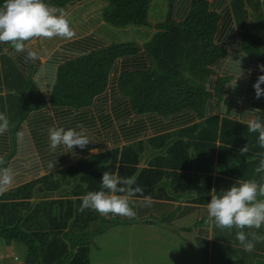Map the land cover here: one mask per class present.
<instances>
[{
    "label": "trees",
    "instance_id": "trees-1",
    "mask_svg": "<svg viewBox=\"0 0 264 264\" xmlns=\"http://www.w3.org/2000/svg\"><path fill=\"white\" fill-rule=\"evenodd\" d=\"M80 1L0 0V84L7 86L11 91L8 97L13 98L9 121L17 124L30 110L46 102L32 78L23 75L3 47L21 48L41 31L44 23L63 15L69 5ZM101 1L104 4L100 17L108 25L122 30L151 26L152 0ZM17 17L20 33L13 29ZM218 19L208 0H192L183 21L167 18L154 24L160 29L143 46L133 40L109 42L60 65L48 99L52 105L74 108L90 105L105 90L109 73L120 59L128 68L120 72L118 86L129 98L133 112L166 117L186 109L201 121L175 132L98 151L58 169L55 176L46 174L0 193V243L5 250L16 242L21 243L25 248L22 264H89V237L126 221L117 214L110 218L101 214L102 195L125 196L122 204L130 197L142 198L143 202L133 200L131 212H135V205L142 207V204L146 207L141 209L139 219L144 217L142 211H146L151 218L162 213L163 220L182 215L188 207L165 211L166 203L147 200L187 195L191 203L205 205L211 201L216 206L212 210L202 208L205 215L196 226V229L201 227L200 234L195 232V239L206 264H264V222L258 220H264V195L260 189L245 184L234 187L223 179L212 189L210 176L206 182H200L198 158L189 156L190 147L194 146L192 153L205 155L208 164L204 168L209 172L218 129L221 140L227 141L228 137L234 143L241 138L237 129L242 124L216 114L205 116L209 97L219 98L225 81L218 79L211 92L206 89L211 65L225 54L213 40ZM261 28V24L255 25L245 33V45L256 55H259ZM228 122L234 127L227 129ZM14 126L10 124L8 128L12 141ZM4 147V133L0 132V150ZM145 154L149 155L148 164L140 167ZM6 159L0 161V167ZM180 168L185 171H179ZM189 169L197 173L190 176ZM73 178L77 181L72 182ZM71 182L70 190L64 195L50 197ZM36 193L43 197L33 202L31 198ZM246 214L254 215L256 220H248ZM13 263L20 264L19 260Z\"/></svg>",
    "mask_w": 264,
    "mask_h": 264
},
{
    "label": "crops",
    "instance_id": "crops-1",
    "mask_svg": "<svg viewBox=\"0 0 264 264\" xmlns=\"http://www.w3.org/2000/svg\"><path fill=\"white\" fill-rule=\"evenodd\" d=\"M98 1L103 6L104 3L101 0ZM191 1L172 0L171 4H168L166 0H152L149 13L151 27H127L126 29L130 30L132 35L126 37V29L115 28L104 22L100 17L101 9L96 11L97 14L96 12L93 14V18L90 17L86 10L91 4L95 9V1L86 0L78 6L81 7L78 9V17L80 18L74 30L69 27L66 34L47 36V39L42 34L39 39L34 37L23 44L21 48L13 50L6 46L3 47L4 51L11 54L23 75L32 78L35 87L43 95L46 103L40 108L30 110L24 119L19 120L16 124V121L8 120L14 107L12 105L13 98L8 97L10 90H7V86H4L3 83L0 84V95L3 97L0 101V113H3L0 132L4 133L5 141V147L0 150V161L8 157L0 167V193L46 174L55 176L58 169L98 151L115 146L121 147L165 132H175L180 128L201 121V118L186 109L183 110V113L166 117L133 112L129 98L121 92L118 86L120 72L128 68V64L124 65L123 60L120 59L109 73L105 90L96 95L90 105L74 108L52 105L48 101L60 65L92 51L97 45H106L109 42L133 40L138 45L143 46V43L160 29L154 27V24L167 18H171L175 22L183 21L188 15ZM208 3L210 9L219 16L213 40L225 50V54L211 65V74L205 86L211 92L218 79L225 81L220 87L219 98L209 97L205 106V116L216 114L242 124L240 129H237L241 138L239 142L235 141L234 143L228 137H226L227 141L221 140L220 129H218L209 172L204 168L208 164L205 155L192 153L194 146L190 147L189 152L191 156L194 155L200 161L198 172L201 175V183L206 182L210 176L212 189L217 181L223 179L227 181V184L234 187L240 188L242 184L257 186L261 194L264 195V0H208ZM78 7H73L64 15L73 17L72 14ZM85 18L86 23L80 24ZM75 20L70 21L75 22ZM260 24L262 28L258 48L259 55H256L246 47L245 33L252 26ZM53 25L58 26V23H53ZM54 26L52 29L55 32L58 28L56 29ZM105 29H108L110 35L114 36L111 40L105 37ZM143 58L146 57L143 56ZM8 122L9 124H7ZM228 123L226 124L227 129L232 125L234 127L233 123ZM10 124H15L14 127H16L14 141H12L13 136L10 129L8 131ZM184 138L188 139L186 136ZM199 139L203 140V138ZM148 160L149 155L146 154L140 159L139 166H147ZM179 171L185 170L180 168ZM195 172V169L187 171L190 176L194 175ZM71 186L72 183L69 184V189L66 192L70 190ZM64 194L65 192L53 193L50 197L57 198ZM104 196L109 197L110 200L107 208L101 206V214L110 218L111 215L109 214H112L111 212L122 204L125 196L110 193L102 195L100 201ZM42 197L43 195L40 193L31 198V201L34 202ZM189 198L188 196H185V199L170 197V199H149L147 201L164 202L168 209L187 206L188 208H184L185 213L167 220L170 222L174 219L175 223H179L183 227H185L184 223L178 220L192 214H199V210L190 214L189 208L198 207L209 210L216 208L211 201L205 205L195 204L189 202ZM130 199L131 201H144L139 197H130ZM113 202L116 205L112 209ZM141 206L143 210L146 207H143L142 204ZM166 208L165 211H167ZM217 208L221 207L217 206ZM142 212H144V217L138 221L146 225L147 233L139 238L133 237V234H128V239L125 238L128 243L122 248L118 247L113 254L120 257L129 254L130 260L132 253L142 251L139 247L137 249L132 247L137 243L138 246L144 247L146 252L149 251L151 256L153 254L162 255L170 251L168 250L169 241L165 239L166 236L161 229L153 227L152 224L163 221L161 219L163 214L158 213L157 221H152L150 220L152 215L146 211ZM247 216L248 220H256L254 215L248 214ZM258 220L264 222L262 218H258ZM132 222L133 220L126 219L123 224L131 226ZM193 223L195 224V222ZM110 226L112 227V225ZM133 226H131L132 230H134ZM187 228L185 229L191 230ZM185 229L181 232L184 239L188 236ZM117 230L120 231V228ZM105 231L94 236V238L96 237V247L93 250L91 247L89 248V264H96L98 260L94 261V259L104 256L101 253L97 257V252L101 250V246H105V250H101L104 254L107 250L106 239H104V244L98 242L97 239ZM195 232L196 227L193 230L194 235ZM147 235L149 236L145 241ZM170 236L171 234H167L168 238ZM152 240L158 242L154 244L159 246V249L154 244L151 245ZM119 241L120 238L116 240L117 244ZM17 251L18 246L15 244L5 250L0 243V256L3 255L0 257V264H14L13 260H19Z\"/></svg>",
    "mask_w": 264,
    "mask_h": 264
},
{
    "label": "rangeland",
    "instance_id": "rangeland-1",
    "mask_svg": "<svg viewBox=\"0 0 264 264\" xmlns=\"http://www.w3.org/2000/svg\"><path fill=\"white\" fill-rule=\"evenodd\" d=\"M82 1H86V0H82ZM82 1L73 3V5L72 4L69 5L66 12L70 11L73 7L80 6ZM88 1H90V0H88ZM94 1H95L94 2L95 9L93 8V4H91L90 7H88V9L86 10V13H88L90 15V17L94 16L93 14H95V12L97 10H100L102 7V4L100 3V1H98V0H94ZM80 8L81 7H78L75 10V13L72 14L73 17L65 16L66 15L65 14L66 12H65L64 13L65 15L64 14L60 15V16L58 15L55 17L54 20L47 21L46 23H44L43 28L35 36V38L39 39L42 34L45 35L46 39H47V36H56V35L66 34L67 31H69V27L74 30V27L77 26L79 23L78 21H79L80 17H78V15H79L78 9H80ZM96 14H97V12H96ZM20 15H23V12L20 13L18 16L21 17ZM42 15H44V14H42ZM19 17H17V21L14 22L13 29H16L15 31L16 32L19 31V33H20L21 30L19 28V20H18ZM44 17H45V15H44ZM85 17L88 18L87 16H85ZM86 18L84 21H81L80 24H85ZM40 19H41V21H43V16H41ZM72 19H73V21L76 19L75 22H71L70 20H72ZM53 23H58V26H54ZM151 25H152V23H151ZM17 26H18V29L16 28ZM52 26H54L56 29L58 28L57 31L54 32L52 29ZM148 27H151V26H148ZM105 30H106V34H107V35L105 34V37H107L109 40H111L114 36L112 34L110 35V32L108 29H105ZM46 32H47V35H46ZM111 33H113V32H111ZM124 34H125V32H124ZM131 35H132V32L130 30L126 29V37L131 36ZM117 36H115V37H117ZM123 36H125V35H123ZM149 151H151V150H149ZM144 156H146V154ZM189 156H191L190 152H189ZM199 163H200V161H198L197 164L199 165ZM76 181H77V179L75 180V178H74L72 182H76ZM68 189H69V186H67V185L62 186L58 191L54 192V194L64 193ZM35 195L38 196L39 194L36 193ZM185 196H187V195H182L178 198L179 199H185ZM109 200H110V198L107 196L102 197L101 204H102L103 208L108 207ZM127 201L128 202H125V201L123 202L122 206L120 207L121 211L117 210L119 207L118 206L117 209L112 211L111 212L112 214H109V215H112V217H113V215L117 214V216L120 217L121 219L133 220V222L131 223V226L134 225L133 226L134 230L131 229V226L124 225L123 223L113 224L112 227L110 226L111 228L106 227V229H105L106 231L104 230L105 232L100 234L97 239H98V242H101L102 244H104V239H106L107 250L104 254L103 251L105 250V246L104 245L101 246V250H103V251H101V250L98 251L97 257H99L101 253L104 256L102 258L94 259V261L98 260V262L96 264H205L204 258L202 256L200 250L198 249L197 244H196V239H195L196 236L193 234V230L195 229L196 226H199L201 224L199 221L205 215L204 210L202 208H199L200 212L198 215L192 214L196 210H192V208H190L192 211H190V210L189 211H190V214H192V215H189L187 217H184V218L178 220V221L183 222L185 227L181 226L179 223H175L174 219H173V221L168 222L166 218L159 223H156V222L152 223L153 227H157V228L161 229L163 234L166 236L165 239L167 241H169V246H168V250H170L169 252H167V253L165 252L162 255L153 254L151 256L150 255L151 253L149 251L146 252L143 249L144 247L142 248V247L138 246V243H137V245H133L132 247L134 249H137V247H139L142 251L132 253V258L130 260H129V254H124L123 257H120L116 254H113L114 251L117 250L118 247L122 248L124 245H126L128 243L127 240L125 239V238L128 239V237H127L128 234H133V237L139 238L141 236L143 237L144 233L145 234L147 233V229L145 228L146 225H144V223L138 221L140 218L141 207H138L135 205L136 210L134 213H132L133 210L131 209L130 205L133 204L134 202L131 201V199H129ZM115 205L116 204H112L111 208L113 209L115 207ZM166 209L169 210L168 208H166ZM182 210L183 209H178V211H182ZM175 216L173 218H175ZM157 219L155 218V216H153V218H151L152 221H157ZM193 222H195V224ZM186 227L190 228L191 230L190 231L186 230L185 229ZM117 228H120V231H118ZM183 228L185 229V232H187L186 234L188 235V236H186L185 239L181 235V232L184 230ZM200 228L201 227H197V229H196L197 234H200V233H198ZM129 229H131L130 232H128ZM201 232H203V231H201ZM123 234H125V235H123ZM167 234H171V236L168 238ZM109 235H110V238H109ZM94 236L95 235H93L91 238L89 237V239H88V241H89L88 246H89V248L91 247L92 250L96 247V243H95L96 237L94 238ZM148 236L149 235H147L145 237L146 238L145 241L147 240ZM119 238H120V241L117 244L116 240ZM209 238H210V236H209ZM154 243H158V242H154L152 240L151 245H153ZM14 244L16 246H18L17 257L19 258V263L22 264V262H24V257H25V248L19 242H16ZM108 244H109V246H108ZM155 246H157V245H155ZM157 247L159 249V246H157ZM91 259H92V253H91Z\"/></svg>",
    "mask_w": 264,
    "mask_h": 264
},
{
    "label": "clouds",
    "instance_id": "clouds-1",
    "mask_svg": "<svg viewBox=\"0 0 264 264\" xmlns=\"http://www.w3.org/2000/svg\"><path fill=\"white\" fill-rule=\"evenodd\" d=\"M113 204H115L114 202H113ZM3 255H1L0 257H2Z\"/></svg>",
    "mask_w": 264,
    "mask_h": 264
}]
</instances>
